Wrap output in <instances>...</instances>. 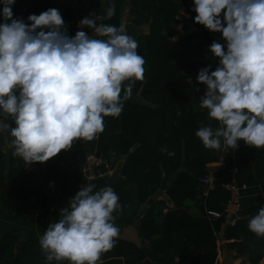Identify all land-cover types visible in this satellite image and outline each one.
I'll return each instance as SVG.
<instances>
[{
    "label": "clouds",
    "instance_id": "1",
    "mask_svg": "<svg viewBox=\"0 0 264 264\" xmlns=\"http://www.w3.org/2000/svg\"><path fill=\"white\" fill-rule=\"evenodd\" d=\"M15 3L0 0V130L10 129L12 155L31 165L76 140L98 139L104 118L119 117L122 99L144 79L146 61L124 25L97 26L90 14L69 36L58 9L30 14L26 23L13 18ZM192 5L194 21L225 41L209 46L216 69L202 68L196 77L206 86L199 106L219 126H201L196 137L206 149H220L222 142L237 148L240 140L264 148V0H192ZM114 14L113 5L106 18ZM85 27L105 39L91 37ZM95 189V184L79 189L58 222L39 237L46 264H98L115 246L119 196L111 185ZM248 228L264 237V206Z\"/></svg>",
    "mask_w": 264,
    "mask_h": 264
},
{
    "label": "trees",
    "instance_id": "2",
    "mask_svg": "<svg viewBox=\"0 0 264 264\" xmlns=\"http://www.w3.org/2000/svg\"><path fill=\"white\" fill-rule=\"evenodd\" d=\"M103 2L107 3L105 8ZM22 3L23 0H16L12 7L14 15H18ZM76 3L80 12L75 18L83 19L94 10L102 14L103 24L120 27L128 7L127 22L148 28L147 34L136 39L137 52L146 61L144 79L136 81L129 99H122V113L119 117L104 118V131L98 139L76 140L71 146L76 156L75 174L80 175L84 155L96 152L103 158V176L93 182L95 190L109 186V173L123 160L120 177L112 186L121 205L115 224L126 228L138 220V234L147 244L145 248L115 238V246L101 254L98 264H141L146 259L155 264H217L221 232L223 240L230 241L227 247L235 251L236 257H247L251 264H259L264 258V237L249 230L251 218L239 217L233 225H225L229 194L221 184L230 165L216 174L212 186L204 187L198 181L210 173L209 164L220 161L226 145L222 142L220 149H206L196 137L201 126L211 125L215 129L219 125L209 118L207 110L195 108L194 103L199 102L206 86L196 79L195 96L189 79L197 70L196 62L173 42L174 28L182 17L185 26L191 25L198 31L193 36L196 47L210 51V31L194 21L192 0ZM113 5L115 14L108 19L107 10ZM67 34L71 36L70 29ZM209 67L214 71L217 66ZM136 98L145 103L136 102ZM5 147V136L0 130V218L58 222L61 209L71 203L69 192L51 172L46 173L42 190L36 174L27 169L29 164L12 155L13 147L9 152L4 151ZM164 148L175 155L169 156L162 151ZM160 194L168 200L153 199ZM0 264H46V259L38 240L20 241L18 236L8 235L0 238ZM51 264L68 261L53 260Z\"/></svg>",
    "mask_w": 264,
    "mask_h": 264
},
{
    "label": "crops",
    "instance_id": "3",
    "mask_svg": "<svg viewBox=\"0 0 264 264\" xmlns=\"http://www.w3.org/2000/svg\"><path fill=\"white\" fill-rule=\"evenodd\" d=\"M104 8L106 2L102 3ZM49 8H56L62 15L67 29H70L71 36L75 35L73 21L74 18L80 12V7L77 5L76 0H23L22 5L19 8L18 15H14L13 18L23 19L26 23L27 17L30 14L39 15L41 12L46 11ZM128 7H125L123 13L124 25L129 24ZM197 29L191 25H184L182 17L179 20V24L174 28L173 42L182 47L187 53L194 59L197 65V70L193 74L189 81L194 94L196 96L195 81L200 69L209 66H218V61L212 57L210 51L199 50L195 43L194 35L197 34ZM136 102H141L139 98L134 99ZM7 119V118H6ZM4 134V131H3ZM6 147L4 151L12 148L5 140ZM76 156L74 150L69 148L67 150H61L55 157L50 158L48 161L41 162L39 166H27V169L33 171L40 181L41 189H44L45 181L44 177L47 172H51L57 179L59 184L63 186L72 198L81 186V179L79 174L74 172V162ZM123 165V160H120ZM118 161V162H120ZM226 164H229L230 168L234 167L237 170L236 181L239 186H244L240 199V215L239 217L252 218L257 213L260 207L264 206V148L256 149L252 146L245 144L243 140L238 141V147L233 148L226 146L224 153L220 161L211 163L208 165L210 172L215 174L221 172L226 168ZM109 173L108 177L111 175ZM156 198H163L168 200L166 196L161 195ZM150 202L143 206L141 214L148 207ZM48 222L42 221H30L21 217H12L10 219L0 218V238L8 235H16L20 241L27 239H36L39 241V237L44 234L48 225ZM226 225V224H225ZM119 228V227H118ZM138 220L131 226L126 228H119L118 239L133 242L134 244L142 247H147L146 243H143L141 237L138 234ZM217 241V264H251L247 257H236L235 251L227 247L230 241H224L222 238V232L218 235ZM17 250V249H16ZM141 264H155L146 259ZM259 264H264V258L261 259Z\"/></svg>",
    "mask_w": 264,
    "mask_h": 264
},
{
    "label": "built area",
    "instance_id": "4",
    "mask_svg": "<svg viewBox=\"0 0 264 264\" xmlns=\"http://www.w3.org/2000/svg\"><path fill=\"white\" fill-rule=\"evenodd\" d=\"M89 14L95 15L94 19L96 20L97 26L103 24V16L102 14L96 13L94 10H91ZM223 15V13L221 14ZM81 18H75L73 21V27L75 33L81 30L78 27L79 21ZM85 32H88L89 35L96 39H103L104 37L99 36L93 29H89L85 27L83 29ZM209 44L211 45L214 41L225 44V41L222 38L220 33L210 32L208 35ZM104 165L103 158L101 155L96 152H91L84 155L81 166H80V179L81 186L80 189L88 186L89 184H93L98 178L102 177V173L100 171L101 167ZM237 170L234 167H231L227 170L225 179L223 178L221 187L225 189L229 196L224 210L225 216V224L233 225L235 221L239 218L240 215V199L242 190L245 188L244 186H239L236 181ZM217 175L214 172H210L208 175L199 178V182L204 187H210L214 184ZM211 214V213H210ZM215 217H218L217 214H211Z\"/></svg>",
    "mask_w": 264,
    "mask_h": 264
},
{
    "label": "water",
    "instance_id": "5",
    "mask_svg": "<svg viewBox=\"0 0 264 264\" xmlns=\"http://www.w3.org/2000/svg\"><path fill=\"white\" fill-rule=\"evenodd\" d=\"M126 27V33L128 35H130L131 37H133V39H137L138 36L142 35V34H147L148 33V28L147 27H136L134 25H132L131 23L124 25ZM194 106L197 110H201L202 108H200L199 106V102H195ZM5 123H8L10 126H13L14 122L11 118H7L5 119ZM5 136V140L6 143L8 145H10L9 143L11 142V140L13 139L10 136V129L6 130V132L4 133ZM121 170H122V162H118L115 166V168L113 169L111 175L107 178L106 182L108 185L113 186L119 179L120 174H121ZM156 197V196H154ZM153 197V199H154ZM17 249V247H16Z\"/></svg>",
    "mask_w": 264,
    "mask_h": 264
}]
</instances>
